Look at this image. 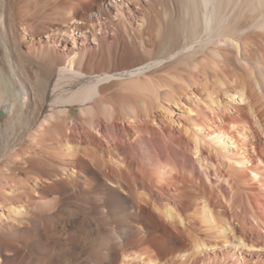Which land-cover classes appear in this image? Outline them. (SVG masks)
I'll use <instances>...</instances> for the list:
<instances>
[{
    "label": "bare ground",
    "instance_id": "1",
    "mask_svg": "<svg viewBox=\"0 0 264 264\" xmlns=\"http://www.w3.org/2000/svg\"><path fill=\"white\" fill-rule=\"evenodd\" d=\"M0 264H264V0H0Z\"/></svg>",
    "mask_w": 264,
    "mask_h": 264
},
{
    "label": "rangeland",
    "instance_id": "2",
    "mask_svg": "<svg viewBox=\"0 0 264 264\" xmlns=\"http://www.w3.org/2000/svg\"><path fill=\"white\" fill-rule=\"evenodd\" d=\"M156 81L157 82L159 81L160 84H163L164 85V84H166L168 82H173V81L174 82H177L178 80H177V78H158ZM73 110H74V115H78L79 109L78 108H74Z\"/></svg>",
    "mask_w": 264,
    "mask_h": 264
},
{
    "label": "water",
    "instance_id": "3",
    "mask_svg": "<svg viewBox=\"0 0 264 264\" xmlns=\"http://www.w3.org/2000/svg\"><path fill=\"white\" fill-rule=\"evenodd\" d=\"M1 115L3 116V113H1Z\"/></svg>",
    "mask_w": 264,
    "mask_h": 264
}]
</instances>
